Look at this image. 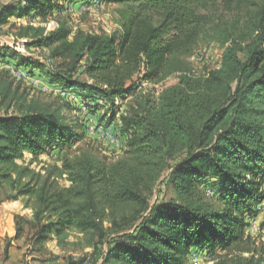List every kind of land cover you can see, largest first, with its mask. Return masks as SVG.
<instances>
[{"label":"trees","instance_id":"16d2710c","mask_svg":"<svg viewBox=\"0 0 264 264\" xmlns=\"http://www.w3.org/2000/svg\"><path fill=\"white\" fill-rule=\"evenodd\" d=\"M65 1L2 5L0 28L11 16H40L16 37L26 50L48 51L60 69L48 76L85 97L87 110L107 106L114 117L117 100L137 102L120 116L124 155L108 162L90 150L68 154L85 138L82 126L0 80V205L24 196L33 210L31 220L16 217L15 240L25 224L39 243L55 235L64 250H93L94 263L185 264L198 250L211 264H264V241L247 233L244 218L264 201V0H225L236 12L217 20L201 12L219 0H108L121 7L123 32L73 37L53 18ZM203 39L222 47L221 66L197 75L189 59ZM172 76L178 83L157 99L141 94L144 83ZM55 149L62 166L45 175L19 164L26 153L36 162ZM162 183L172 198L152 206Z\"/></svg>","mask_w":264,"mask_h":264},{"label":"rangeland","instance_id":"374dc122","mask_svg":"<svg viewBox=\"0 0 264 264\" xmlns=\"http://www.w3.org/2000/svg\"><path fill=\"white\" fill-rule=\"evenodd\" d=\"M18 1L0 0V6L12 5ZM63 4L64 12H54L53 18L70 29L71 37L80 30L93 34L123 32L119 23V9L121 7L112 1L80 0L79 2L66 0ZM236 5L225 0H219L208 10L202 11L201 14L208 15L212 20H217L221 16L230 17L236 12ZM41 21L40 16L34 12L24 19L11 16L8 23L0 28V53L6 51V56H0V80L12 82L15 87L20 89L21 93L39 98L51 104L53 108H60L68 118V122L78 123L82 126L78 132L84 133L85 138L76 142L69 150L66 148L68 146L64 147L68 154L75 156L81 150H90L108 162L116 161L124 155L122 146L124 139H120V144L116 146L108 138H105L101 128L109 129L112 135H118L120 116L126 114L131 107L136 105L137 98L128 97L117 100V113L114 117H108L109 108L107 106L100 105L93 112L87 110L84 103L86 102L85 97L81 96L79 92L73 93L65 89L64 86L54 82L48 76L60 71L59 64L48 59V51L45 49L37 50L36 48L26 50L24 45L27 41L16 37L17 30L21 25H25L27 22L39 23ZM205 50L208 51V54L210 53L208 58L204 60L195 58L196 55ZM13 52L16 55H13ZM222 53L223 50L219 43L201 40L194 55L189 59L193 73L199 75L220 68ZM20 56L33 60L37 65H34L35 67L22 65L19 62ZM177 83L178 77L172 76L162 84L143 86L141 94L147 92L157 99L165 89ZM139 96L141 95H138V98ZM63 158L64 153L61 154L60 149H55L40 157L36 162L33 161L31 154L26 153L24 160L19 161V164L30 166L36 172L45 175L53 167H61ZM55 179L61 187L70 186L66 177L59 178L58 174H55ZM211 184L206 189L214 196L215 192L212 191ZM171 198L172 193L166 187V183H162L158 186L151 204L153 206L155 203H167ZM17 216L26 220L33 219L31 201L28 197L22 196L17 201L9 200L0 205V264H68V257L70 256L77 261L85 259L83 264H100V262L94 263L93 259L86 255L92 254L93 250L87 249L80 252L71 246L64 250L59 247L55 235H52L44 243L32 240L37 230L30 229L25 224V236L20 240H15L17 222L19 223ZM244 218L247 233L258 241H264V201L254 203L251 213L246 214ZM69 241H76V238L71 237ZM13 242L19 246H17V251L11 250L13 246H16ZM206 253L198 250L192 251L185 264H211V258Z\"/></svg>","mask_w":264,"mask_h":264},{"label":"built area","instance_id":"2783aa9c","mask_svg":"<svg viewBox=\"0 0 264 264\" xmlns=\"http://www.w3.org/2000/svg\"><path fill=\"white\" fill-rule=\"evenodd\" d=\"M209 54H210V53H209ZM209 54H208V51L205 50L204 52L199 53V55H196L195 58H198L199 60H204L205 58H208ZM146 85H147V84L144 83V84L142 85V87H143V86H146ZM101 131H102V134L105 135V138H108V139L110 140V142H112V143L115 144L116 146H118V145L120 144V139H121V138H120L119 135H117V134L112 135V134L110 133L109 129L106 130V129L101 128Z\"/></svg>","mask_w":264,"mask_h":264},{"label":"crops","instance_id":"0c3cea01","mask_svg":"<svg viewBox=\"0 0 264 264\" xmlns=\"http://www.w3.org/2000/svg\"><path fill=\"white\" fill-rule=\"evenodd\" d=\"M119 127H121L122 125H121V121H119ZM13 244L14 245H16L15 247L13 246L12 248H11V250L13 249V251H17V246H18V244H16V242H13ZM19 247V246H18Z\"/></svg>","mask_w":264,"mask_h":264}]
</instances>
